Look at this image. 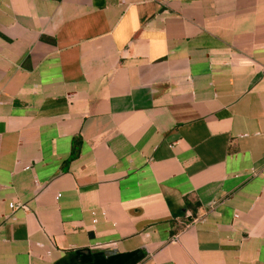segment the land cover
<instances>
[{"label": "crops", "instance_id": "obj_1", "mask_svg": "<svg viewBox=\"0 0 264 264\" xmlns=\"http://www.w3.org/2000/svg\"><path fill=\"white\" fill-rule=\"evenodd\" d=\"M0 264H264V0H0Z\"/></svg>", "mask_w": 264, "mask_h": 264}, {"label": "trees", "instance_id": "obj_2", "mask_svg": "<svg viewBox=\"0 0 264 264\" xmlns=\"http://www.w3.org/2000/svg\"><path fill=\"white\" fill-rule=\"evenodd\" d=\"M80 143V140L79 139H74L72 141V149H71V153H70V156L68 158L67 161L71 160L72 158H74L78 152V145Z\"/></svg>", "mask_w": 264, "mask_h": 264}]
</instances>
